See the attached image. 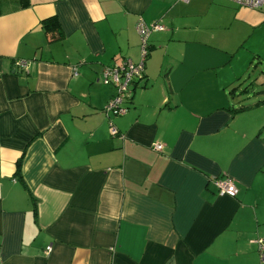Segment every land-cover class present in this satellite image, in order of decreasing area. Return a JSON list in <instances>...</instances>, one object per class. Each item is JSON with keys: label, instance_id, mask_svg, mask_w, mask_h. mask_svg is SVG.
Masks as SVG:
<instances>
[{"label": "crops", "instance_id": "1", "mask_svg": "<svg viewBox=\"0 0 264 264\" xmlns=\"http://www.w3.org/2000/svg\"><path fill=\"white\" fill-rule=\"evenodd\" d=\"M262 30L229 0H0V264H264Z\"/></svg>", "mask_w": 264, "mask_h": 264}, {"label": "built area", "instance_id": "2", "mask_svg": "<svg viewBox=\"0 0 264 264\" xmlns=\"http://www.w3.org/2000/svg\"><path fill=\"white\" fill-rule=\"evenodd\" d=\"M240 7L249 9L264 8V0H229ZM163 26L158 23L146 24L141 19L136 24V31L140 37V53L141 60L139 63H133L130 60H125L121 64L113 62L110 65L104 66L101 72L100 81L103 84H112L116 91L114 95L106 102L103 111L109 118L111 116H118L127 111L126 102L131 97L132 85L136 78H140L143 71V61L148 52V36L152 31L162 30ZM20 69H26L28 65L27 60H17L15 62ZM109 132L112 135L118 133L116 127L109 122ZM154 149L160 150L161 145L153 144ZM217 192L228 196H235L237 188L230 178H215L213 179ZM253 242L256 243L259 253V258L264 262V237H258ZM51 246L45 248V254H49Z\"/></svg>", "mask_w": 264, "mask_h": 264}, {"label": "rangeland", "instance_id": "3", "mask_svg": "<svg viewBox=\"0 0 264 264\" xmlns=\"http://www.w3.org/2000/svg\"><path fill=\"white\" fill-rule=\"evenodd\" d=\"M259 35H261V36H259L260 37V40H262V43H264V30H262L261 32H259L258 33ZM261 71H264V69H262V68H258V69H250L249 70V74H250V77H248L247 78V82H248V84L251 82V83H253L254 82V89L255 90H257V89H260V85L258 84V81H256L257 79L259 80H261L262 78H264V76H260L262 73H261ZM257 88V89H256ZM247 103H249V102H245V104H247Z\"/></svg>", "mask_w": 264, "mask_h": 264}, {"label": "trees", "instance_id": "4", "mask_svg": "<svg viewBox=\"0 0 264 264\" xmlns=\"http://www.w3.org/2000/svg\"><path fill=\"white\" fill-rule=\"evenodd\" d=\"M48 21H53V19L44 20V21L42 22V23H43V26L46 27V28H48V27H47V22H48ZM53 25H56V22H55ZM19 166H20V162L18 161V163H17V171H19Z\"/></svg>", "mask_w": 264, "mask_h": 264}]
</instances>
